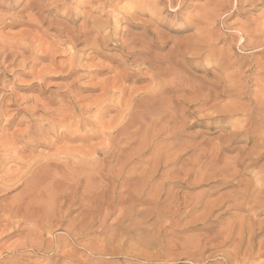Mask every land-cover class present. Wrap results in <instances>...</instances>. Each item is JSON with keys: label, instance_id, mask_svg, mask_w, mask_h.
<instances>
[{"label": "rangeland", "instance_id": "rangeland-1", "mask_svg": "<svg viewBox=\"0 0 264 264\" xmlns=\"http://www.w3.org/2000/svg\"><path fill=\"white\" fill-rule=\"evenodd\" d=\"M193 43H197L196 46L192 45ZM263 45L264 0H0V159H3L7 152L9 154L6 157L11 158L6 159L8 163L4 168L11 166L9 168L11 172L21 171V168L28 167L26 166L28 161L32 164L37 160L44 162L46 157L49 161L46 160L45 163L52 164L59 159V155L61 158L62 155L69 156L66 159H59L61 162L69 160L72 156L74 160L76 159L72 162L70 158L69 162L71 161L72 165L67 161L66 168L60 167L61 169H58L60 173L57 174L56 171L50 174L44 182L49 187L50 199L55 202L48 206L50 207L48 211L52 214L49 213L51 219H46L49 220L47 223L44 220L46 217L43 216L46 214L49 216L48 213L40 215L43 218L38 215L46 212L47 205L51 202L49 199L47 200L50 202H46L49 204L41 209L45 211L39 210L40 213L37 211L39 213L37 220L41 219L40 224V221L32 222V224L21 223L19 228L7 224L6 217L10 208L19 202L22 186L14 188L9 193H0V264H218L221 257L217 252L231 251L233 246L232 243L226 244L229 240L222 245L223 240L230 232L238 238L243 222L245 240L253 232L254 235L258 234L255 240L262 241L264 239L262 238L264 235V158L260 160L256 158L258 154L264 153V148L261 146L264 141ZM173 50H175L174 53ZM179 51L183 55L179 54ZM188 54L190 57L187 56ZM146 60L151 65L154 64V67L158 65L161 69L171 66L168 71L171 70L169 73L172 75L167 74L168 83L165 78L166 81L163 80L165 82L162 86L168 88V95L171 97V100L170 97L168 100L183 108H177L172 104L169 108L170 102L166 101L167 109L157 106L158 109L155 106L153 109L150 104L151 111L149 105L138 104L137 108L143 106L141 109L145 111L130 109L135 112L132 118L135 120L134 125L137 126L129 130L130 135L125 133L120 136L116 133L119 127H114L117 125L116 121L120 122L121 117H125V120L134 122L130 119L132 115L127 116L130 113L127 106L131 101L128 98L133 94L136 98L144 94L143 91H148L147 87L149 91L152 90V84L149 81L151 74H148L149 70L145 67L146 64L148 65ZM166 63L169 65L167 66ZM177 72H180L181 76L179 73L177 75L179 78L174 74ZM121 74L124 75L121 76ZM125 76L128 77L126 81L122 80ZM119 82L124 84L122 85V88H125L124 96H120ZM158 83H160L158 87H161V82ZM110 87L118 90H110ZM173 87L177 89L176 91L179 89L180 92H178L181 94L179 96L182 98H179L178 94L173 97L175 92ZM204 88L207 94L218 93L221 88L222 91L229 90V93L227 92L228 96H225V99L221 98L213 104L211 102L208 103L209 105L201 106L202 111L199 109L198 112L199 100L202 99L203 94L207 95L203 92ZM195 89L196 93L193 92ZM136 91L143 93L138 94V92L135 93ZM102 93L107 95L104 97L107 101H104V105L103 102L101 103ZM196 95L201 96V99L200 96L197 97L198 100L196 98L198 107L194 105L193 98ZM120 97H123V101ZM190 101H194L193 104ZM94 104H99L101 108L98 109V105L94 106ZM211 105H216L217 109L224 108L221 118L216 117V114L213 116ZM173 108L179 111L175 113L172 111ZM148 109L152 113L148 112ZM138 113L140 116L143 115L141 119ZM149 113L152 118H148ZM185 114H189L190 117ZM136 115L139 116L138 120ZM86 119L91 121L90 126L81 124ZM74 120L79 122L75 124ZM93 123L100 127L97 125L95 127ZM253 128H256V132L254 135L249 133V136L248 130ZM33 129L40 130L41 134L44 133L45 136L42 134L40 138L41 141L46 138V143L43 141L42 146L33 147L38 149L32 150L31 147V150L24 149L22 139L30 138L34 132ZM47 129L49 134L45 132ZM50 129L55 133L53 134ZM84 129L88 133L86 131L84 133ZM132 134L137 136L134 137ZM55 135L57 139L54 138ZM15 137L22 141L19 140L21 142L18 143ZM105 139L107 142L111 140L112 142L105 145ZM183 144L193 145L196 148L185 149L183 147L187 146ZM87 145H92V147L89 146L90 150ZM20 148L24 149L22 153ZM60 148L68 154L64 151L62 155L58 153ZM76 148L81 149H78V155L77 151L73 150ZM65 149L74 152L71 155V152ZM19 150L21 156L18 154ZM92 150L94 154H91ZM187 151L189 153H186ZM82 152L83 156H81ZM86 152H89L88 155ZM2 154H5L4 157ZM12 154L13 156L9 157ZM15 154L24 157L23 160ZM41 156L45 159L44 161L41 158L38 159ZM88 156L94 157V160ZM27 157L30 160L27 161ZM89 158L93 162L92 166ZM79 159L87 166L83 163L79 169L77 165ZM211 160L216 162H210ZM18 161L20 163L16 165ZM24 161L27 164L21 163ZM225 161L231 164L227 165ZM82 162L80 161V164ZM235 162H241V164L237 163V166ZM212 163L213 167L222 172V175L215 168L213 169ZM158 165H160L159 168ZM71 166L75 168L72 169ZM88 166L93 167L94 171L91 172V168L87 169ZM206 166L211 168L208 169ZM227 166L228 168L231 166L232 169L229 171ZM76 167L77 174H75ZM81 168L87 170L81 173L83 170ZM233 169L237 170L235 171L237 174H231ZM153 170L155 172L157 170L154 176L151 173ZM203 170H209V173L206 174L207 171H205L204 175L209 176L208 180H211L195 184L194 177L203 175L201 173ZM1 171L0 179L1 174H4V170ZM216 172L218 173L214 175L216 177L210 178L212 173ZM233 191L242 192V195L237 196V199ZM233 194L236 201L238 200L237 203L240 204H234L236 202L232 198ZM196 200L204 201V203L197 204ZM164 202L167 203L164 204ZM169 203L170 205L174 203L172 206L176 205V207L178 206L176 203H179L175 213V206L172 207L173 211L169 209ZM201 205L205 209L210 205L215 206L212 208L213 214L210 218L203 220L205 209ZM148 206L152 208L156 206L154 211L150 208L152 214L148 212L150 210H146ZM189 206L192 207L191 210ZM163 207L166 208L163 209ZM157 208L164 211L159 213ZM167 212H169L167 214L169 219L165 215ZM148 213L150 218L146 215ZM171 213L179 219L172 217ZM199 214L200 216H197ZM171 218L176 226H173L172 220L169 221L172 226L164 225ZM231 225L233 228L228 227ZM238 225H240L239 230ZM149 228L153 229L150 231ZM154 229L158 230L156 231L160 237H164L152 235L156 234ZM28 234L31 236L28 237ZM175 239L178 242H175ZM186 239L191 241H188L190 244L188 245L187 242V246L184 245V247L192 250L189 248L192 244L193 250L190 254L196 253L195 258L200 257L201 254L204 255L202 261H192L187 257L190 251L187 254L185 248L187 256L184 257L183 249L179 251ZM158 242L162 244L157 248ZM50 243L53 249L51 251L44 249L46 246L50 248ZM180 243L183 244L180 246ZM194 243L195 245L198 243L196 246L201 245L199 249L205 246L202 252L199 251L201 254H197L198 247L196 248ZM168 244L172 247L168 248ZM36 246L43 248L39 250ZM155 251L159 252V256H156ZM166 252L174 253L172 254L174 256L171 257V254ZM176 253L181 256L178 257ZM255 253H258L257 247L253 255ZM256 254L244 264H264V254ZM60 257L65 260L60 261ZM199 257L196 260H200Z\"/></svg>", "mask_w": 264, "mask_h": 264}, {"label": "bare ground", "instance_id": "bare-ground-1", "mask_svg": "<svg viewBox=\"0 0 264 264\" xmlns=\"http://www.w3.org/2000/svg\"><path fill=\"white\" fill-rule=\"evenodd\" d=\"M262 37V36H261ZM251 41V40H250ZM195 44H197V43H195ZM194 43L192 44V45H194V46H196ZM21 46V45H20ZM250 46V45H249ZM264 46V45H263ZM198 47V46H197ZM197 47H196V49H197ZM250 47H252V46H250ZM257 47V46H256ZM255 47V48H256ZM261 47V46H260ZM173 48V47H172ZM183 48H185L186 49V47H184L183 46ZM183 48L181 49L182 51H183ZM195 48V47H194ZM258 48H259V46H258ZM180 49V48H179ZM191 49H192V46H191ZM190 49V50H191ZM257 49V48H256ZM24 50V49H23ZM176 50V52H178L177 51V49H175ZM175 50H173V53H174V51ZM180 50V51H181ZM195 50V49H194ZM179 51V54H182V52H180ZM185 51V50H184ZM20 52V51H19ZM17 53V52H16ZM173 53H171V54H173ZM194 53H196V52H194ZM177 54V53H176ZM184 54H185V52H184ZM148 55V54H147ZM183 55V54H182ZM192 55H193V51H192ZM198 55V54H197ZM170 56V55H169ZM179 56H181V55H179ZM179 56H177V57H179ZM187 56H189V54L187 55ZM174 57H175V55H174ZM190 57V56H189ZM198 57V56H197ZM145 58V57H144ZM160 58V57H159ZM164 58V57H163ZM171 58H172V55H171ZM170 58V59H171ZM176 58V57H175ZM175 58H174V60H175ZM146 59V58H145ZM144 59V60H145ZM169 59V60H170ZM189 59V58H188ZM195 59V58H194ZM140 60H142V59H140ZM143 60V61H144ZM156 60H157V58H156ZM172 60V59H171ZM183 60H184V58H183ZM150 61V60H149ZM173 61V60H172ZM187 61V60H186ZM194 61V60H193ZM146 62H147V60H146ZM151 62V61H150ZM160 62V61H159ZM158 62V63H159ZM161 62H162V60H161ZM160 62V63H161ZM188 62H189V60H188ZM148 63V62H147ZM154 63H156V62H154ZM173 63V62H172ZM175 63V62H174ZM173 63V64H174ZM191 63H192V59H191ZM194 63V62H193ZM141 64H142V62H141ZM145 64V63H144ZM143 64V65H144ZM157 64V63H156ZM166 65H167V63H166ZM169 65V64H168ZM167 65V66H168ZM172 65V64H171ZM176 65H177V62H176ZM179 65V64H178ZM156 66V65H155ZM162 65H160V67H161ZM164 66V65H163ZM174 66V65H173ZM148 70H149V72H148V74L150 73L151 75L149 76L150 77V83L152 84V90L151 91H149V89H148V87H147V90L149 91H143L144 92V94H142V95H139V96H137V98L135 97V94H133L132 95V97H131V99H130V97L128 98L129 100H131L130 101V104H129V106H127V108L129 107V111H130V113H128L127 114V116H129V114H130V116H131V118L130 119H132V121L134 120L133 118H134V114H133V112H134V110H133V112L130 110V109H134L135 108V110L136 109H141V108H143V106L142 107H140V108H137V106H138V104H146V105H149L150 106V109L152 108V106H153V109H154V106L156 107H158V108H168V105H166V101L167 102H170L169 103V106L172 104V101H170L171 100V97L168 95L169 94V91H168V88L166 89L165 87V89L163 88V86H162V84L164 85V82L167 80V74L169 73V71H171V70H169L168 71V69L169 68H171V66L168 68L167 67V69H161V68H158V65H157V67H154V64L153 65H151L150 63H148V65L146 64V66H145ZM175 67V66H174ZM173 67V68H174ZM145 68V69H146ZM166 68V67H165ZM176 68V67H175ZM173 70V69H172ZM175 70V69H174ZM264 71V70H263ZM174 72H176V71H174ZM178 73H179V75H180V72H177V74L176 73H174L176 76L178 75ZM169 74H171V73H169ZM173 74V76H175ZM115 75V74H114ZM122 75H124V74H121V76ZM127 75V74H126ZM135 75V74H134ZM172 75V74H171ZM119 76V75H118ZM170 76V75H169ZM181 76V75H180ZM183 76V75H182ZM113 77V76H112ZM170 77H172V76H170ZM169 77V78H170ZM178 77V76H177ZM119 78H120V76H119ZM165 78H166V80H165ZM179 78V77H178ZM177 78V79H178ZM181 78V77H180ZM116 79H117V76H116ZM115 79V80H116ZM174 79V78H173ZM120 80H121V78H120ZM120 80H117V81H120ZM122 80H124V81H126V80H128V77L127 76H125V77H123L122 78ZM163 80H165V81H163ZM185 80V79H184ZM186 80H188L187 78H186ZM173 81V80H172ZM121 82H123V81H121ZM158 82H161V87H158L159 85H160V83H158ZM170 82V81H169ZM177 82H178V80H177ZM187 82V81H186ZM120 83V82H119ZM167 83H168V80H167ZM171 83H173L174 84V82H171ZM179 83H180V79H179ZM178 83V84H179ZM184 83V82H183ZM116 84V83H115ZM118 84V83H117ZM121 84V87L119 86L118 88H119V93H120V96L122 95V96H124L123 94H125L123 91H125V90H123V89H125V88H122V85L124 86V84H122V83H120ZM149 84V83H148ZM185 84V83H184ZM150 85V84H149ZM174 85H176V84H174ZM179 86H180V84H179ZM178 86V87H179ZM211 86V85H210ZM104 88V87H103ZM111 89L110 90H115V88L113 89L112 87H110ZM174 89H175V87H173ZM197 88V87H196ZM207 88H208V86H207ZM225 88V87H224ZM108 89V88H107ZM172 89V88H171ZM201 88H199V90H200ZM210 89V88H209ZM214 89V88H213ZM218 89V88H217ZM110 90L108 89V94H110ZM116 90H118V89H116ZM115 90V91H116ZM136 90H138V89H136ZM142 90V89H141ZM177 89H175V92H173L172 94H173V97H174V95L176 94V96H177V94H178V96L179 95H181V94H179V89H178V91H176ZM184 90H186V89H184ZM198 90V89H197ZM131 91V90H130ZM134 91V90H133ZM171 91H173V90H171ZM181 91H183L182 89H181ZM214 91H215V89H214ZM229 91V90H228ZM227 90L226 91H222V88H221V91L219 92L218 91V93L217 92H209L208 94L205 92V88H204V91L203 92H205L207 95H205L204 96V94L202 95V94H200V95H202V99H201V96L200 95H196L195 96V98H193L194 99V105H196V98L197 97H199L200 96V99L201 100H199V105H200V107L198 108V112L201 110L202 111V109H201V106H206L208 103H211L212 102V104H213V102H216L218 99L220 100L221 98H224L225 99V96H228V94H227V92H228ZM104 92V91H103ZM138 92V94L139 93H141V92H139V91H136L135 93H137ZM142 92V93H143ZM176 92H178V93H176ZM184 92V91H183ZM182 92V93H183ZM194 93H196V89L193 91ZM192 92V96L194 97V93ZM197 92H199V91H197ZM208 92V91H207ZM134 93V92H133ZM189 93V92H188ZM187 93V94H188ZM229 93V92H228ZM105 93H102L101 95H103V101H101V103L103 102V105H104V97L105 96H107L106 94L104 95ZM191 94V93H190ZM190 94H188V95H190ZM198 94V93H197ZM231 94V93H230ZM171 95V94H170ZM187 95V96H188ZM168 96V97H167ZM184 96V95H183ZM185 96H186V94H185ZM184 96V97H185ZM186 96V97H187ZM191 96V97H192ZM102 97V96H101ZM118 97H119V95H118ZM133 97H135V98H133ZM167 97V98H166ZM170 97V98H169ZM185 97V98H186ZM189 97V96H188ZM190 97V98H191ZM121 98V100H122V98L123 97H120ZM168 98L170 99V100H168ZM177 98V100L179 101V99H178V97H176ZM179 98H182V96H179ZM190 98H189V100H190ZM229 98H230V96H229ZM102 98H100V100H101ZM119 99V98H118ZM118 99H117V101H118ZM175 99V98H174ZM192 99V100H193ZM199 98H197V100H198ZM99 100V99H98ZM99 100V101H100ZM107 100H108V98H107ZM98 101V102H99ZM113 101V100H112ZM123 101V100H122ZM174 101V100H173ZM178 101H177V103H178ZM183 101V100H182ZM184 101H185V99H184ZM261 101V100H260ZM105 102H107V101H105ZM109 102V101H108ZM114 102V101H113ZM144 102V103H143ZM175 102V101H174ZM192 104H193V102L192 101H190ZM198 102V101H197ZM221 102V101H220ZM219 102V103H220ZM101 103H99L100 104V106L102 107V105H101ZM112 103V102H111ZM176 103V102H175ZM182 103V102H181ZM184 103V102H183ZM218 103V104H219ZM99 104H94V106H97V107H99L98 109H100L101 107L99 106ZM115 104V103H114ZM117 104H119V102L117 103ZM122 104V103H121ZM127 104V105H128ZM152 106H151V105ZM198 104V103H197ZM218 104H216L217 106H218ZM172 105H176L177 106V104H172ZM185 105V104H184ZM198 105V106H199ZM209 105V104H208ZM216 105H211L212 106V113H213V116L216 114V117H218V118H221L222 117V113L224 112L223 110H224V108H219V109H221V110H219V109H217V107H216ZM245 105V104H244ZM93 106V105H92ZM108 106H109V104H108ZM121 106V105H120ZM176 106H173V107H176ZM191 106V105H190ZM189 106V107H190ZM197 106V105H196ZM196 106H195V109H196ZM197 106V107H198ZM104 107V106H103ZM107 107V106H106ZM118 107V106H117ZM156 107V108H157ZM182 107V106H181ZM180 107V105L179 106H177V108H181ZM193 107V106H192ZM227 107V106H226ZM231 107V106H230ZM229 107V108H230ZM109 108V107H108ZM127 108H125V106H124V109L125 110H127ZM157 108V109H158ZM169 108H171V106L169 107ZM176 108V109H177ZM183 108V107H182ZM202 108H204V107H202ZM208 108V110H209V107H207ZM235 108V107H234ZM90 109V108H89ZM103 109V108H102ZM104 109H105V107H104ZM145 109V108H144ZM150 109H148V112H151L152 111V109H151V111H150ZM174 110H172L173 112H175V111H179V110H175V108H173ZM190 109H192V108H190ZM200 109V110H199ZM211 109V108H210ZM241 109V108H240ZM123 110V109H122ZM121 110V111H122ZM143 109H141L140 111H142ZM165 110V109H164ZM169 110V109H168ZM171 110V109H170ZM181 111H183L182 109H180ZM231 110L233 111V108L231 107ZM102 111V110H101ZM120 111V112H121ZM137 111V110H136ZM143 111H145V110H143ZM155 111H156V109H155ZM185 111V110H184ZM226 111H228V110H226ZM230 111V110H229ZM235 111V110H234ZM58 112V111H57ZM91 112V111H90ZM93 112V111H92ZM127 112H128V110H127ZM132 112V113H131ZM166 112V111H165ZM164 112V113H165ZM170 112V111H169ZM186 113H187V111H185ZM195 112V111H194ZM231 112V111H230ZM85 113V112H84ZM88 113H89V111H88ZM122 114H123V112H121ZM135 113V112H134ZM137 113V112H136ZM145 113V112H144ZM152 113V112H151ZM151 113H149V115H148V118H152V116H150L151 115ZM154 113H156V112H154ZM160 113V112H159ZM162 113V112H161ZM176 113V112H175ZM180 112H178V114H179ZM182 113V112H181ZM77 114H79V112L77 113ZM76 114V115H77ZM82 114H83V112H82ZM95 114V113H94ZM98 114V113H97ZM139 114V113H138ZM141 114H143V113H141ZM166 114H167V112H166ZM165 114V115H166ZM206 114V113H205ZM243 114V113H242ZM75 115V114H74ZM74 115H72V116H74ZM81 115V114H80ZM79 115V116H80ZM101 115V114H100ZM99 115V116H100ZM154 115V114H153ZM156 115V114H155ZM157 115H158V113H157ZM177 115V114H176ZM175 115V116H176ZM181 115H183V114H181ZM186 115V114H185ZM209 115H210V113H209ZM225 115V114H224ZM78 116V115H77ZM84 116V115H83ZM82 116V117H83ZM122 116V115H121ZM123 116H126V115H123ZM139 116H140V114H139ZM138 115H136V117H137V120L139 119L138 117H139ZM141 116H143V115H141ZM141 116H140V119H141ZM186 116H188V117H190L189 116V114L188 115H186ZM185 116V117H186ZM211 116V115H210ZM98 117V116H97ZM96 117V118H97ZM133 117V118H132ZM177 117V116H176ZM183 117V116H182ZM209 117V116H208ZM215 117V118H216ZM224 117V116H223ZM81 118V117H80ZM90 118V117H89ZM122 119H121V121L119 122H117L116 121V123H117V125L116 126H114V127H119L118 128V130H116L117 132V134L118 135H125V133H128L129 134V130L133 127V126H137L136 124L134 125V123H135V120H134V122H131V120L129 121L128 119L127 120H125V117L123 118V117H121ZM127 118V117H126ZM195 118H196V116H195ZM206 118H207V116H206ZM211 118V117H210ZM214 118V117H213ZM212 118V119H213ZM72 119V118H71ZM73 119H75L74 117H73ZM72 119V120H73ZM88 119V118H87ZM85 120V122L84 123H82L81 121H82V119H80L81 121V124H86L87 126H90L91 125V121H88V120ZM119 119V118H118ZM76 120V119H75ZM74 120V121H75ZM84 120V119H83ZM95 120V119H94ZM117 120V119H116ZM125 120V121H124ZM144 120H145V118H144ZM143 121V120H142ZM175 121H176V119H175ZM248 122L250 121V120H247ZM246 121V122H247ZM48 122V121H47ZM53 122V121H52ZM77 122H79V121H75V124L77 123ZM137 122V121H136ZM177 122V121H176ZM253 122V121H252ZM251 122V123H252ZM119 123V124H118ZM69 124V123H68ZM94 124V126L95 125H97V126H99L98 124H96V123H93ZM142 124V123H141ZM246 124H248V123H246ZM80 125V124H79ZM79 125H78V128H79ZM119 125V126H118ZM250 125V124H249ZM253 125V124H252ZM254 125H255V123H254ZM148 125H146V127H147ZM246 126V125H245ZM51 127V126H50ZM74 127H76V125L74 126ZM96 127V126H95ZM94 127V128H95ZM100 127V126H99ZM109 127V126H108ZM113 127V128H114ZM255 127H256V125H255ZM41 128V127H40ZM71 128V127H70ZM78 128H77V130H78ZM81 128H83V127H81ZM86 128V127H85ZM87 128H89L90 129V127H87ZM111 128V127H110ZM109 128V129H110ZM53 130H54V127L52 128ZM52 129H50V131L52 130ZM101 129H102V127H101ZM101 129H99V131L101 130ZM137 129V128H136ZM42 130V129H41ZM53 130H52V133L54 134L55 133V131L53 132ZM76 130V131H77ZM98 130V129H97ZM103 130V129H102ZM132 130V129H131ZM177 130V129H176ZM256 130V128L254 129H250V130H248V134L250 133V134H252V135H254V133L256 132L255 131ZM33 131H34V129H33ZM33 131H31V132H33ZM48 131V129L45 131V132H47ZM57 131V130H56ZM79 131V130H78ZM84 131V133H85V131H86V129H84L83 130ZM89 131H91V130H89ZM136 131V130H135ZM134 131V132H135ZM161 131V130H160ZM240 131V130H239ZM246 131H247V129H246ZM42 132H43V130H42ZM65 132H67V131H65ZM75 132V131H74ZM81 132H82V130H81ZM87 132V131H86ZM94 132V131H93ZM95 132H97V131H95ZM110 132V131H109ZM112 132V131H111ZM138 132V131H137ZM142 132V131H141ZM144 132V131H143ZM48 133V132H47ZM56 133H58V132H56ZM60 133V132H59ZM62 133V132H61ZM68 133V132H67ZM88 133V132H87ZM99 133V132H98ZM97 133V134H98ZM101 133V132H100ZM108 133V132H107ZM140 133V132H139ZM247 133V132H246ZM245 133V134H246ZM28 134V133H27ZM26 134V135H27ZM31 134V133H30ZM43 134V136H45L44 135V133H42ZM41 134V131L40 130H35L32 134H31V136H30V138L28 137L27 139H22L23 140V143L22 144H24V146H23V148L24 149H29V150H31V148H32V150H34V149H36V148H34L33 149V147H35V146H42L43 144H42V142L44 141L45 142V140H46V138H44L45 140H43L42 139V141H41V138H40V136L42 135ZM49 134V133H48ZM72 134V133H71ZM103 134V133H102ZM104 134H105V132H104ZM109 134V133H108ZM115 134V133H114ZM137 134V133H136ZM235 134H237V132L235 133ZM240 134H241V132H240ZM244 134V133H243ZM250 134H249V136H250ZM58 135V134H57ZM62 135V134H61ZM61 135H59V136H61ZM64 135V134H63ZM96 135V134H95ZM110 135H111V133H110ZM130 135V134H129ZM132 135H134V137H136L135 136V134H132ZM132 135H131V137H132ZM259 135V134H258ZM15 136V135H14ZM28 136H29V134H28ZM65 136V135H64ZM70 136V135H69ZM72 136H75V135H72ZM86 136V135H85ZM84 136V137H85ZM102 136V135H101ZM112 136H114V135H112ZM120 136H119V138H120ZM128 136V135H127ZM232 136H234V134H232ZM62 137V136H61ZM60 137V138H61ZM79 137V136H78ZM82 137V136H81ZM89 137H90V134H89ZM99 137V136H98ZM110 138H111V136H109ZM124 137H126V136H124ZM20 138H22V137H20ZM54 138H56V135H55V137ZM58 138V137H57ZM56 138V139H57ZM86 138H87V136H86ZM96 138V137H95ZM115 138V137H114ZM15 140H17L16 139V137L14 138ZM87 139H89V138H87ZM94 139V138H93ZM108 139V138H107ZM132 139H133V137H132ZM19 140H21V139H19ZM19 140H17V142L19 143V142H21V141H19ZM48 140V139H47ZM80 140H81V138H80ZM106 140V139H105ZM110 140V139H109ZM207 141V140H206ZM263 141V140H262ZM13 142H15V143H17L16 141H14L13 140ZM51 142V141H50ZM108 142H112V140L111 141H108ZM107 142V140H106V142H105V145L108 143ZM179 142V141H178ZM11 143V142H10ZM46 143V142H45ZM47 143L49 144V142L47 141ZM149 144H150V142H148ZM8 144V143H7ZM6 144V145H7ZM54 144V143H53ZM91 144V143H90ZM109 144V143H108ZM149 144H147V145H149ZM262 144L263 145H261L263 148H264V141L262 142ZM67 145V144H66ZM183 145H185V144H183ZM207 145V144H206ZM4 146V145H3ZM48 146H50V144L48 145ZM55 146V145H54ZM88 147L90 146V145H87ZM99 146V145H98ZM185 146H187V144L185 145ZM191 146H193V145H190V146H187V147H183V148H185V149H195L194 148V146H193V148L191 147ZM200 146V145H199ZM2 147V146H1ZM14 147V146H13ZM15 147H16V145H15ZM31 147V148H30ZM44 147V146H43ZM90 147H92V145L90 146ZM90 147H89V150H90ZM107 147V146H106ZM9 148V147H8ZM82 148V147H81ZM84 148V147H83ZM94 148V147H93ZM180 148V147H179ZM5 149H6V147H5ZM11 149H12V146H11ZM10 149V151H12ZM16 149V148H15ZM19 149V148H18ZM24 149H21L20 148V150H21V153H22V151L24 150ZM38 149V148H37ZM58 149V148H57ZM68 149V148H67ZM79 148H76V149H73L76 153H77V155H78V151L79 150H81V149H79ZM87 149V148H86ZM99 149V148H98ZM185 149H183V150H185ZM215 149V148H214ZM220 149H221V147H220ZM20 150H19V155L21 154L20 153ZM66 150V149H65ZM95 150H97V149H95ZM212 150H213V148H212ZM216 150V149H215ZM222 150H223V148H222ZM225 150V149H224ZM7 151V150H6ZM5 151V152H6ZM9 151V152H10ZM13 151H16V150H13ZM61 151V152H60ZM60 151H58V153H60L61 155H62V152L64 151V149H63V151H62V149L60 148ZM67 151V150H66ZM69 151V153L72 151H70V150H68ZM67 151V152H68ZM73 151V152H74ZM101 151V150H100ZM186 151V150H185ZM189 151V150H188ZM186 152V153H189V152ZM214 151V150H213ZM218 151V150H217ZM17 152V151H16ZM25 152V151H24ZM65 152V151H64ZM64 152H63V154H64ZM73 152H71V155H72V153ZM99 152V151H98ZM11 153V152H10ZM66 153V152H65ZM76 153L74 154V155H76ZM87 153H89V152H86V155H88ZM212 153V152H211ZM219 153V152H218ZM217 152H216V154H218ZM7 154H9L8 152L6 153V155H5V157H4V155L2 154V156L4 157L3 159H0V171L1 170H4V174L2 173L1 175H2V177H1V179H0V193H6V192H10V191H12L14 188H17V187H21L22 186V190L20 191V193H19V195H21V198H20V200H19V202L18 203H16V205L15 206H11V205H9V206H11L12 208H10V210H9V213H8V217H6L7 219H6V222H7V224H9V225H11V226H15V227H18V226H20V224L21 223H23V224H28V223H31L32 224V222H34L35 223V221L36 222H38V221H40L39 222V224L41 223V219L40 220H37V215L40 213V211L42 212H44L45 211V209H43V210H41L42 209V207L43 208H45L46 206V204H49V202H50V204L49 205H47V210H46V212L45 213H41V214H39L38 216L40 217V215H42V214H46V213H48V215H49V213H51V211L49 212L48 210H50V209H48V208H50V207H48V206H50L51 204H54L55 202H53L51 199H50V196H49V194H51L50 193V190H49V187L47 186V183H46V185L44 184V182H45V180L46 179H48V176L50 175V174H52V173H54V172H56L57 174L58 173H60V171L58 172V169H63V167L64 168H66V166H68V162H69V160H70V158H72L71 160H73L72 162H75V160H74V156H72V157H70L69 158V160H63V161H65V162H61L60 160L61 159H63V158H65L66 159V157L68 158L69 156H66V157H63L64 155H62V158L61 157H59L57 154V156H58V158L60 159H54L55 161V163H52V164H50L51 162H47V163H45V161L48 159V157H46L47 159L45 160L42 156L41 157H39L38 159H40L41 158V160L43 159V161L44 162H42V161H40V160H37V162H34L33 164L31 163V162H29L28 161V159L30 160V158H26V160L28 161V164L25 162H21L22 164H27L26 166H28V167H24V169L23 168H21L22 170L21 171H15V172H11V169H9L11 166H9V168H4L5 167V165L7 166V164L6 163H8L7 161H6V159H8L6 156H7ZM14 154V153H13ZM13 154L11 155V156H9V157H12L13 156ZM66 154H68V153H66ZM82 154V155H81ZM81 154H79V155H81V156H83V152L81 153ZM91 154H94V150H92V152H91ZM22 155V154H21ZM20 155V156H21ZM70 155V154H69ZM167 155H168V153H167ZM186 155V154H185ZM212 155V154H211ZM218 155H220V154H218ZM15 156H18V155H16L15 154ZM13 157V159L14 158H16V157ZM20 156H18L20 159H22L23 160V158L22 157H20ZM216 156V155H215ZM45 157V156H44ZM77 157V156H76ZM84 157H85V155H84ZM88 157H90V156H88ZM92 157V156H91ZM90 157V158H91ZM55 158V157H54ZM79 158H81V157H79ZM90 158H89V160H90ZM93 159L92 160H94V157H92ZM216 158V157H215ZM218 158V157H217ZM216 158V159H217ZM220 158V157H219ZM223 158V157H222ZM264 158V153H261V154H258V158H256L257 160H260V159H263ZM11 158H9L8 160H10ZM32 159H34L33 157H32ZM77 159H78V157H77ZM82 159V158H81ZM81 159H79L81 162H82V160ZM84 159V158H83ZM212 159H214V158H212ZM221 159V158H220ZM256 159H255V164H256ZM15 160V159H14ZM16 160H18V159H16ZM22 160H20V161H22ZM53 160V159H52ZM89 160H88V162H89ZM13 161V160H12ZM20 161H18V164L16 163V165H19V163H20ZM47 161H49V160H47ZM58 161H60V162H58ZM78 161V160H77ZM80 161H78L79 162V164L77 163V165H79V169H80V165H83V163L85 164V162H82L81 164H80ZM91 161V160H90ZM218 161V160H217ZM14 162V161H13ZM16 162V161H15ZM14 162V163H15ZM38 162H40V163H38ZM71 161L69 162L70 164L72 163ZM92 162V161H91ZM90 162V163H91ZM210 162H213V163H215L216 161H214V160H211ZM219 162V161H218ZM226 162V161H225ZM31 163V164H30ZM95 163V162H94ZM195 163V162H194ZM213 163H212V167H213ZM223 163H224V161H223ZM227 163V162H226ZM236 163V162H235ZM238 164L240 163L241 164V162H237ZM236 163V164H237ZM253 163V162H252ZM252 163H248L249 165L250 164H252ZM253 163V164H254ZM9 164H11V162L9 163ZM13 164V163H12ZM69 164V165H70ZM74 164V163H73ZM92 164H93V162L90 164L91 166H92ZM209 164H211V163H209ZM208 164V165H209ZM217 164V163H216ZM231 163H227V165H230ZM238 164H237V166H238ZM247 164V165H248ZM72 165V164H71ZM86 165V164H85ZM89 165V164H88ZM195 165V164H194ZM193 165V166H194ZM207 165V166H208ZM218 165V164H217ZM233 165V164H232ZM87 166V165H86ZM85 166V167H86ZM93 166H95V165H93ZM159 166L160 165H158V168H159ZM206 166V167H207ZM224 166V165H223ZM15 167V166H14ZM61 167V168H60ZM77 167H76V173L75 174H77L78 172H77ZM83 167V166H82ZM84 167V168H85ZM89 167V166H88ZM197 167V166H196ZM210 167V166H209ZM209 167H207L208 169H209ZM231 167V166H230ZM228 168V166H227V169L229 170V169H232V167L231 168ZM240 167V166H239ZM248 167V166H247ZM252 167V166H251ZM69 168V167H68ZM70 168H72V169H74L75 168V166L73 167V166H71ZM91 168V169H90ZM158 168H156V169H158ZM192 168H194L195 169V167H192ZM197 168H199V166L197 167ZM206 168V169H207ZM211 168V167H210ZM215 167H213V169H214ZM224 169V167H221V169ZM226 168V167H225ZM234 168V167H233ZM249 168V167H248ZM78 169V170H79ZM81 169H83V168H81ZM87 169H90L91 170V172H93L94 170H92L93 169V167H89V168H87ZM87 169H83L82 170V172L81 173H83V171L84 170H87ZM95 169H97V167L95 168ZM200 169V168H199ZM246 169V168H245ZM24 170V171H23ZM192 170V169H191ZM215 170H217L218 172H219V174L220 175H222L221 173L222 172H220L219 170H218V168L216 169L215 168ZM225 170V169H224ZM62 171V170H61ZM63 171H65V170H63ZM62 171V172H63ZM74 171V170H73ZM80 171V170H79ZM96 171V170H95ZM154 171V170H153ZM151 172V173H153L152 175L154 176V174H156L157 173V170H156V172L154 171V172ZM184 171V170H183ZM205 171H207V170H205ZM204 170L201 172V173H203V175H199L200 173H196V174H198L199 176H195L194 178V180H195V184H197V183H199V182H206L207 180H208V178H209V176L208 177H205L206 175H204L205 173L206 174H208L209 172V170L207 171V172H205ZM223 171V170H222ZM227 171V170H226ZM230 171V170H229ZM236 172H237V170H235ZM235 171H234V169H233V172H232V170H231V174L232 173H234V175L235 174H237V173H235ZM2 172V171H1ZM67 172H68V170H67ZM185 172V171H184ZM190 172H192V171H190ZM193 172H194V170H193ZM195 172H197L196 170H195ZM205 172V173H204ZM71 173V172H70ZM89 173V172H88ZM150 173V174H151ZM183 173V172H182ZM211 173V172H210ZM226 173V172H225ZM228 173V172H227ZM56 174V175H57ZM69 174V173H68ZM71 174H73V173H71ZM71 174H69V175H71ZM190 174V173H189ZM213 175H211L210 176V178H212V176H213V178L214 177H216V176H214V175H216V174H218L217 172L214 174V173H212ZM231 174H230V176H231ZM65 175V174H64ZM79 175H81V174H79ZM91 175V174H90ZM92 175H94V174H92ZM91 175V176H92ZM158 175V174H157ZM229 175V174H228ZM234 175H232V176H234ZM58 176V175H57ZM149 176V175H148ZM147 176V177H148ZM218 176V175H217ZM77 177V176H76ZM81 177V176H80ZM191 177H192V175H191ZM186 178V177H185ZM187 179V178H186ZM149 180V179H148ZM148 180H146V181H148ZM152 180V179H151ZM191 180V179H190ZM211 179H209L208 181H210ZM78 181V180H77ZM94 181V180H93ZM181 181V180H180ZM81 182V181H80ZM150 182V181H149ZM186 182H188V181H186ZM151 183V182H150ZM150 183H148L147 182V184H150ZM182 183V182H181ZM193 183V182H192ZM183 184H184V182H183ZM90 186V185H89ZM149 186V185H148ZM51 189V188H50ZM245 190V189H244ZM246 191V190H245ZM160 192V191H159ZM158 192V193H159ZM244 192V191H243ZM56 193V192H55ZM63 193V192H62ZM61 193V194H62ZM86 193V192H85ZM233 193H236V191L234 192L233 191ZM242 193V192H241ZM241 193H236L235 194V196L237 197V196H241L242 194ZM61 194H60V196H61ZM57 195V194H56ZM85 195V194H84ZM253 196L255 195L254 193L252 194ZM245 196V195H244ZM252 196V197H253ZM256 196H257V194H256ZM255 196V197H256ZM49 197V198H48ZM59 198H61V197H59ZM177 198V197H176ZM228 198V197H227ZM229 198H231L230 196H229ZM232 198H234L235 199V197H234V194H233V197ZM241 198V197H240ZM47 199H49V200H47ZM63 199V198H62ZM164 199V198H163ZM162 199V200H163ZM200 199V198H199ZM203 199V198H202ZM207 199V198H206ZM219 199V198H218ZM218 199H216L217 201H218ZM233 199V200H234ZM237 199H238V197H237ZM254 200L256 199V198H253ZM64 200V199H63ZM160 200V199H159ZM166 200H168V199H166ZM166 200H163V201H166ZM174 200H176V199H174ZM173 200V201H174ZM47 201H49L48 203H46ZM59 201H60V199H59ZM172 201V200H171ZM172 201V202H173ZM200 201H201V199H200ZM213 201V200H212ZM214 201H215V199H214ZM222 201V200H221ZM238 201V200H237ZM237 201H236V199H235V202L236 203H234V204H238L237 203ZM17 202V201H16ZM53 202V203H52ZM160 202V201H159ZM175 202H177V201H175ZM174 202V203H175ZM196 202H197V204H198V200H196ZM216 202V201H215ZM228 202V201H227ZM230 202V201H229ZM253 202V201H252ZM161 203H163L162 201H161ZM167 203V202H166ZM165 202H164V204H166ZM174 203H171V205H170V203H169V205L168 206H170L169 207V209H173L172 207L173 206H175L174 208H175V211H174V209H173V211H174V213L176 212V208H178L179 207V203H176V204H178V206L176 207V205H173L172 206V204H174ZM199 203H204V201L203 202H199ZM216 203H218V202H216ZM155 204L157 205V203H156V200H155ZM160 204V203H159ZM195 204V203H194ZM205 204H207V202L205 203ZM210 204H212V202L210 203ZM214 204V203H213ZM240 204V203H239ZM152 205V204H151ZM150 205V206H151ZM193 205V204H192ZM196 205V204H195ZM214 205H216V204H214ZM45 206V207H44ZM52 206H54V205H52ZM153 206H154V204H153ZM182 206V205H181ZM194 206V205H193ZM198 206V205H197ZM202 206V205H201ZM204 206H206V205H204ZM156 207V206H155ZM154 207V208H155ZM199 207V206H198ZM203 207V206H202ZM213 207H215V206H212V205H210V206H207L206 207V209H205V207H203L204 209H205V212H204V214H203V216H204V219L203 220H205L206 218L208 219V218H210V216L213 214ZM230 207V206H229ZM40 208V209H39ZM150 208L152 209V211H154L153 209L154 208H152V207H149L148 206V209H146L147 211L148 210H150ZM164 208H166V207H163V209ZM182 208V207H181ZM188 208V207H187ZM192 208V207H191ZM191 208H190V206H189V209L191 210ZM197 208V207H196ZM202 208V209H203ZM52 209V208H51ZM158 209V208H157ZM156 209V210H157ZM167 209H168V207H167ZM193 209H194V207H193ZM199 209H200V207H199ZM40 210V211H39ZM146 210H145V212H146ZM155 210V211H156ZM159 210V209H158ZM178 210V209H177ZM190 210H189V212H190ZM215 210H216V208H215ZM246 210V209H245ZM39 213H38V212ZM160 211V210H159ZM162 211H164V210H161L159 213H162ZM171 211V210H170ZM172 211V212H173ZM199 211V210H198ZM202 211V210H201ZM148 212H150L151 214H152V212H151V210L150 211H148ZM165 212H166V210H165ZM188 212V211H187ZM186 212V213H187ZM188 212V213H189ZM191 212H194V211H191ZM197 212V211H196ZM216 212V211H215ZM154 213V212H153ZM169 212H167L165 215L168 217V214ZM52 214V213H51ZM157 214V213H156ZM173 213H171L170 215H172ZM177 214V213H176ZM192 214V213H191ZM201 214V213H200ZM200 214L199 215H197V216H200ZM47 215V214H46ZM43 216V217H46L44 220H46V219H51V216L49 215V216ZM146 215H149V217L148 218H150V214L148 213V214H146ZM157 215H159V214H157ZM163 215V214H162ZM169 215V216H170ZM65 216V215H64ZM164 216V215H163ZM165 216V217H166ZM179 216H181V215H179ZM187 216V215H186ZM203 216H202V218H203ZM43 217H40V218H43ZM48 217V218H47ZM152 217V216H151ZM157 217V216H156ZM172 217H175L174 215H172ZM183 217V216H182ZM34 218H36L35 220H34ZM159 218V217H158ZM157 218V219H158ZM160 218H161V216H160ZM159 218V219H160ZM170 217H168V219H169ZM176 219L178 218V217H175ZM174 218V219H175ZM181 218V217H180ZM184 218H185V215H184ZM198 218H200V217H198ZM201 218V219H202ZM245 218V217H244ZM167 219V218H166ZM173 218H171L170 220H168V223L167 224H165L164 223V225H168V224H171L169 221H171ZM179 219V218H178ZM243 219V218H242ZM242 219H241V221H242ZM246 219V218H245ZM43 220V221H44ZM149 220V219H148ZM155 220H156V218H155ZM247 220V219H246ZM49 221V220H48ZM47 220H46V223L48 222ZM153 221H154V219H153ZM177 221V220H176ZM181 221H182V219H181ZM197 221H199V220H197ZM202 221V220H201ZM241 221H237L238 223L240 222L241 223ZM248 221V220H247ZM159 222V221H158ZM162 222H164V221H162ZM172 222V224H173V220L171 221ZM189 222V221H188ZM43 223V222H42ZM56 223V222H55ZM244 223V222H243ZM242 223V225H244ZM245 223H246V221H245ZM150 224H153V223H150ZM159 224V223H158ZM161 224V223H160ZM172 224H171V226H172ZM175 224V223H174ZM173 224V226H176V225H174ZM178 224V223H177ZM38 225V224H37ZM163 225V224H162ZM237 225V224H236ZM241 225V227H240V230H239V226L240 225H238V230H239V233H238V238L236 237V235L234 234V233H232V232H230L229 233V235L228 236H226L225 237V239L223 240V244L222 245H224V243H226L228 240V242L226 243V244H231L232 243V247H231V251H219V252H217L218 253V255L221 257V261L220 262H218V264H244V263H246V261H248L251 257H252V255H253V252H254V249H256V247H257V249H258V253L257 254H264V239L262 240V239H260V240H262V241H260V242H258L257 240H255V238L257 237L258 238V234H256V235H254L253 234V232H252V234H249L248 235V239L247 240H245V237H244V232H245V229H244V226H242ZM44 226V225H43ZM234 226V225H233ZM252 225H250V227H251ZM148 227V226H147ZM169 227V226H168ZM229 228H233L232 227V225L231 226H228ZM237 227V226H236ZM236 227H235V230H237L236 229ZM19 228V227H18ZM34 228V227H33ZM32 228V229H33ZM155 228H157L156 226H155ZM161 228V227H160ZM164 228V227H163ZM166 228V227H165ZM16 229V228H15ZM45 229V228H44ZM44 229H42V230H44ZM150 229V228H149ZM151 229H153V228H151ZM151 229H150V231H151ZM170 229H171V227H170ZM169 229V230H170ZM248 229V228H247ZM46 230V229H45ZM44 230V231H45ZM157 229H154L153 231H155L156 232V234H152V235H154V236H157L158 234H157V231H156ZM168 230V231H169ZM232 230V229H231ZM249 230H251L250 228H249ZM149 231V232H150ZM167 231V230H166ZM41 232H43V231H41ZM164 232H165V229H164ZM170 232V231H169ZM248 232H250V231H248ZM255 232V231H254ZM30 234H31V232H29ZM154 233V232H153ZM166 233V232H165ZM171 233V232H170ZM236 233V234H237ZM35 234V233H34ZM41 234V233H40ZM260 234H261V232H260ZM264 234V233H263ZM42 235V234H41ZM49 235V234H48ZM164 235H167V234H164ZM31 235H29L28 234V237H30ZM150 236H151V234H150ZM159 236V235H158ZM169 236V235H168ZM247 236V235H246ZM260 236V235H259ZM36 237V236H35ZM153 236H151L150 238H152ZM162 237V236H161ZM160 236H159V238H161ZM164 237V236H163ZM162 237V238H163ZM167 237V236H166ZM165 237V238H166ZM172 237V236H171ZM264 237V235L262 236V238ZM39 238V237H38ZM147 238H148V236H147ZM164 238V240L166 241V239ZM146 239V238H145ZM158 239V238H157ZM167 239H168V237H167ZM152 241H156V239L155 240H153V239H151ZM160 240V242H162L161 241V239H159ZM169 240H171V238H169ZM151 241V242H152ZM174 241V240H173ZM188 241H191V240H188ZM187 241V239H186V241L184 242L185 244H183V243H180V246L183 244V247L181 248L180 247V249H179V251L180 250H182L183 249V255H184V257L185 256H187V254H188V251H190L189 252V255L187 256V257H189L192 261L193 260H195L194 262H200V261H202L203 260V258L202 257H204V255L202 256V254H201V252L203 251V249H204V247H203V249H199V248H201V247H199V246H201V245H199V246H196V245H198V243H200L199 241L200 240H198V243H196V245H195V243H194V245L196 246V248L198 249V251H197V254L198 253H200L201 255H200V257H199V259L200 260H196V258H198L197 256H196V258H195V254H190L191 253V251L193 250V245L190 247L189 246V248H192V250L190 249V250H187L186 248V243L188 242ZM195 241V240H194ZM28 242V241H27ZM151 242H150V244H151ZM175 242H178L176 239H175ZM181 242V241H180ZM192 242H193V240H192ZM191 242V243H192ZM197 242V241H196ZM256 242V243H255ZM258 242V243H257ZM36 243H38V242H36ZM159 243V242H158ZM166 243H167V241H166ZM165 243V244H166ZM172 242H170V244H171ZM20 244V243H19ZM51 244V246H50V248H47L48 246H46L44 249H46V250H48V251H51L52 249H51V247L53 246L52 245V243H50ZM149 244V243H148ZM161 244L162 243H159L158 245H156L157 246V248H158V246H160L161 247ZM170 244H168V246L170 245ZM174 244H178V243H174ZM190 244V242H188V245ZM205 244V243H204ZM203 244V245H204ZM36 245H39V244H36ZM55 245L57 246V244L55 243ZM163 245H164V242H163ZM179 245V244H178ZM184 245H186L185 247H184ZM43 246V245H42ZM35 247V246H34ZM37 247V249L39 248V250H42V248H41V246H36ZM159 247V248H160ZM166 247H167V245H166ZM170 247H172V246H169L168 248H170ZM174 248H175V245L173 246ZM177 247V246H176ZM5 248V247H4ZM18 248V247H17ZM57 248H59V247H57ZM61 248V247H60ZM153 248H155V247H153ZM157 248H155V249H157ZM173 248V249H174ZM187 250V254L185 253V249ZM188 248V249H189ZM62 249V248H61ZM154 249V250H155ZM195 249V248H194ZM196 249V250H197ZM162 250V249H161ZM169 250V249H168ZM45 251V250H44ZM47 251V252H48ZM169 251H171V249L169 250ZM172 251H174V250H172ZM175 251H176V248H175ZM199 251H201V252H199ZM61 252V251H60ZM155 252H157V255L156 256H159L158 255V251H155ZM177 252V251H176ZM182 252V251H181ZM194 252H196V251H194ZM255 252H257V251H255ZM166 253H168V252H166ZM216 253V254H217ZM58 254H60V253H58ZM169 255L171 254V252H169L168 253ZM172 254H174V253H172ZM171 254V257L172 256H174V255H172ZM177 255H178V257L179 256H181V255H179L178 253H176ZM256 254V253H255ZM254 254V255H255ZM256 254V255H257ZM168 255V256H169ZM176 255V256H177ZM182 255V256H183ZM253 255V256H254ZM176 256L174 257V258H176ZM61 257H64V258H66L65 256H61ZM60 257V258H61ZM177 257V258H178ZM64 258H61L60 259V261L63 259V260H65ZM155 258V257H154ZM188 258V259H189ZM18 259V258H17ZM180 259V258H179ZM179 259H177V260H179ZM189 259V260H190ZM174 260V259H173ZM176 260V259H175ZM69 261V260H68ZM13 262V261H12Z\"/></svg>", "mask_w": 264, "mask_h": 264}]
</instances>
